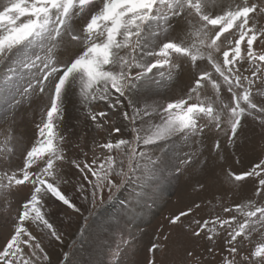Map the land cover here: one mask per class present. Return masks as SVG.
I'll return each mask as SVG.
<instances>
[{"label": "snow or ice", "instance_id": "obj_1", "mask_svg": "<svg viewBox=\"0 0 264 264\" xmlns=\"http://www.w3.org/2000/svg\"><path fill=\"white\" fill-rule=\"evenodd\" d=\"M261 21L264 0H0V104L8 105L0 108V205L8 213L0 220L11 221L0 264H51L48 249L63 243V232L47 205L63 206L69 225L74 216L87 222L134 181L196 166L203 174L195 180L198 194H238L254 179L252 196L225 202L222 214L208 219L197 217L206 201L193 200L168 225L205 241L208 256H219L216 264H264V159L244 171L227 164L249 119L264 130V100H257L264 97ZM185 67L196 71L183 95L158 100ZM34 97L47 103L33 143L24 146L7 112ZM69 104L105 133L103 142L73 143L64 135ZM176 144L195 150L173 156L183 152L170 149ZM201 148L208 157L201 159ZM213 153L224 163L210 167ZM170 238L162 232L151 244L148 264H157L155 253ZM185 252L189 264H204ZM68 256L64 264H72Z\"/></svg>", "mask_w": 264, "mask_h": 264}, {"label": "rangeland", "instance_id": "obj_2", "mask_svg": "<svg viewBox=\"0 0 264 264\" xmlns=\"http://www.w3.org/2000/svg\"><path fill=\"white\" fill-rule=\"evenodd\" d=\"M264 23V21H261ZM73 49H69L61 57L67 59ZM209 70L210 66H209ZM195 69L185 67L179 80L172 84L168 89H161L162 96L157 97L162 102L171 101L180 98L187 86L191 83L192 73ZM257 100H264V97H257ZM46 99L33 98L31 102L24 100L19 104H13L7 112V124L13 125L17 134H23L24 146H30L36 136L35 124L39 122L41 109L45 107ZM8 105L0 104V108H6ZM102 108L103 105H100ZM5 113L0 112V120ZM5 123H0V147L5 144ZM62 128L68 129L64 135L73 143L81 142L90 145L92 138L103 142L105 133H97L83 119V114L79 106L69 104L64 117ZM69 132L72 134L69 135ZM212 141H206V145L211 146ZM183 152H170L173 156H183L184 152L194 151L190 147H184L181 144L171 145L170 149H180ZM87 150V147L85 148ZM204 151V159L208 157V151ZM73 152L78 149L73 148ZM232 149L229 148L227 164L231 165L236 171L250 169L255 163L264 159V130L257 122L249 119L244 126L241 140L235 147V154L232 155ZM91 158V157H90ZM15 163L21 162L20 151L17 150ZM237 159L239 163H237ZM174 164L179 161L173 159ZM223 161L215 159V153L209 158V166L216 167L223 164ZM200 167L196 166L186 172L178 173L175 171H166L157 174V177L143 185L135 181L127 185L120 193L118 199L108 202L100 207L96 214L89 217L85 222L80 217L73 218L71 224L66 218V214L61 208L53 205H47L51 222L54 226L63 232V243L57 242L50 252L51 264H64V253L68 252V260L72 264H148L153 258V253L149 251L152 243L157 241L161 233H171V238L167 242V248H163L155 253L157 264H189V258L186 256V249H191L196 255L201 256L204 264H216L219 256L213 259L205 251V241L192 239L187 233L179 229H172L167 221L170 215L181 209L187 208L193 200L200 202L206 201L197 213L198 218L208 219L215 214H222L221 205L227 202L228 205L244 202L247 197L252 196L254 179H250L239 193L228 192L226 196L221 197L215 189L207 192L194 190L195 180L202 177ZM71 193V189H66ZM28 193L25 188L19 194L17 199H23ZM4 207L0 205V216H7ZM11 229L10 219L5 222L0 220V245L8 237ZM32 230L36 231L34 226ZM7 231V232H6ZM5 236V237H4ZM258 239V236L256 237ZM127 242V243H125ZM250 249L254 244H249Z\"/></svg>", "mask_w": 264, "mask_h": 264}, {"label": "bare ground", "instance_id": "obj_3", "mask_svg": "<svg viewBox=\"0 0 264 264\" xmlns=\"http://www.w3.org/2000/svg\"><path fill=\"white\" fill-rule=\"evenodd\" d=\"M7 232V231H6ZM5 237V236H4Z\"/></svg>", "mask_w": 264, "mask_h": 264}]
</instances>
